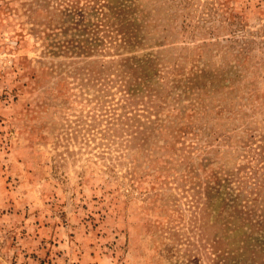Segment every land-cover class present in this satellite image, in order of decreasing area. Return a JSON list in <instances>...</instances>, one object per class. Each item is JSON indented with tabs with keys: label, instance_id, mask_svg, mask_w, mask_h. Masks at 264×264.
<instances>
[{
	"label": "rangeland",
	"instance_id": "374dc122",
	"mask_svg": "<svg viewBox=\"0 0 264 264\" xmlns=\"http://www.w3.org/2000/svg\"><path fill=\"white\" fill-rule=\"evenodd\" d=\"M109 2L74 64L0 0V264H264V0Z\"/></svg>",
	"mask_w": 264,
	"mask_h": 264
},
{
	"label": "trees",
	"instance_id": "16d2710c",
	"mask_svg": "<svg viewBox=\"0 0 264 264\" xmlns=\"http://www.w3.org/2000/svg\"><path fill=\"white\" fill-rule=\"evenodd\" d=\"M75 4L77 5V2ZM75 4L72 6L67 4L65 9L58 11V16L50 21L55 22V24L50 23L51 26H55L40 32L42 39L45 40L42 42L45 43L42 46L51 56L60 55L74 63L84 54L90 55L92 51L101 50L105 38L115 39L113 41L124 44V33L132 32L127 30L129 28H127L126 22L123 21L125 25H122L119 19L121 11L125 10L122 4L119 7H112L109 0H90L88 5L84 4L80 7ZM119 36H121L120 39ZM58 37H60V41H57ZM123 73L125 72L123 71ZM155 95L156 92L153 96L155 97ZM152 107H159V105L152 104L149 108ZM177 131L179 132V129ZM206 198L209 203V196Z\"/></svg>",
	"mask_w": 264,
	"mask_h": 264
}]
</instances>
